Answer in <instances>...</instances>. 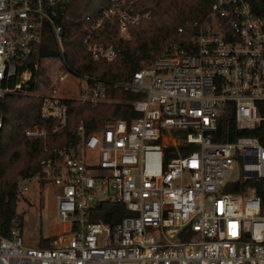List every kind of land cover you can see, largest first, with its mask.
Here are the masks:
<instances>
[{"label": "built area", "instance_id": "2783aa9c", "mask_svg": "<svg viewBox=\"0 0 264 264\" xmlns=\"http://www.w3.org/2000/svg\"><path fill=\"white\" fill-rule=\"evenodd\" d=\"M74 1L0 0V105L11 95L35 96L40 66L30 70L29 60L46 28L63 58L64 71L41 98L50 128L25 133L43 146L41 173L17 184L23 195L53 187L66 227L50 249L26 246L18 227L0 235V264H264V0H215L127 83L69 67L63 20ZM152 1L109 0L85 16V52L116 60L121 51L108 39H127L151 21ZM117 89L143 95L131 104L137 119L93 133L81 123L66 133L74 106L96 108ZM4 125L0 111V131ZM257 132L261 138L233 140ZM236 165L256 186L224 194ZM102 205L131 216L115 226L97 221Z\"/></svg>", "mask_w": 264, "mask_h": 264}, {"label": "trees", "instance_id": "16d2710c", "mask_svg": "<svg viewBox=\"0 0 264 264\" xmlns=\"http://www.w3.org/2000/svg\"><path fill=\"white\" fill-rule=\"evenodd\" d=\"M97 1L75 0L69 8L63 20L65 59L77 75L90 76L109 83H127L145 65L152 64L163 57L169 45L179 42L181 38L178 35V29L184 27L186 21L204 17L215 0H153L150 3L153 10L151 21L131 28L130 37L127 39L115 37V35L108 39L121 51L119 57L112 62L94 60L83 49L85 37L83 18L97 14L109 4V0H99V4L96 5ZM51 60L62 62L63 58L57 49L51 30L46 28L42 43L35 48L29 60L30 70L35 72L34 65L40 66L36 75L40 82L33 84L32 91L36 88L38 91H41L40 88L50 89L49 92L54 89L57 80H53L55 75L48 72L46 68V64ZM63 71L64 68L59 71V75ZM59 75L56 77L58 78ZM110 98L123 103L110 106L102 104L98 108H92L89 105L80 108L74 106L70 116L71 126L66 133L69 134V131L81 123L85 125L87 132L93 133L103 130L113 122L119 120L131 122L139 117L131 104L143 100V95L117 89L110 91ZM41 104V99L11 95L0 105L5 123L3 130L0 131V235L5 238H9L16 227L20 231L23 230L24 215L18 212V178H31L41 173L43 146L39 142H30L25 137L26 131L35 125L50 128V125L41 119ZM261 113L264 115V105L261 106ZM229 127L234 136L235 125L230 124ZM262 129L264 131V128ZM243 136L262 137L258 132L246 133L238 134L233 140ZM254 186H256L255 181L229 183L223 193L244 194L248 188ZM259 196L264 203V189H259ZM101 207L105 213L95 220L104 221L112 226L131 216L121 207L110 205ZM114 216L116 220L110 221ZM54 241L53 238L42 241L38 248L50 249Z\"/></svg>", "mask_w": 264, "mask_h": 264}, {"label": "rangeland", "instance_id": "374dc122", "mask_svg": "<svg viewBox=\"0 0 264 264\" xmlns=\"http://www.w3.org/2000/svg\"><path fill=\"white\" fill-rule=\"evenodd\" d=\"M98 4L99 0L96 2V5ZM46 65V68L48 69L47 71H50L51 74L55 75L53 80H58L56 76L59 75V71L63 68L62 62L59 60H51ZM39 82L40 80L38 79V83ZM40 90L41 91H38L37 88L35 89V93L33 94L35 96L20 95V97L41 99L51 93V91L49 92L50 89L44 90L40 88ZM122 103L123 102L120 100L111 99L109 94V100L106 104L110 106ZM80 107L81 106L76 105V108ZM243 180L244 175L242 170L240 166L236 165L234 171L230 173V183H238ZM259 184L263 185L264 182H259ZM42 188L41 191H38L34 186L31 187L30 192L24 195L19 193L18 212L24 215L23 230L21 231V234L25 245L32 248H38L42 241L50 238H53L54 240L63 238V233L66 230V227L62 225V222L58 218L55 189L53 187L47 188V186H43Z\"/></svg>", "mask_w": 264, "mask_h": 264}, {"label": "crops", "instance_id": "0c3cea01", "mask_svg": "<svg viewBox=\"0 0 264 264\" xmlns=\"http://www.w3.org/2000/svg\"><path fill=\"white\" fill-rule=\"evenodd\" d=\"M48 188V187H47ZM42 190V189H41ZM41 190H38V191H41Z\"/></svg>", "mask_w": 264, "mask_h": 264}]
</instances>
